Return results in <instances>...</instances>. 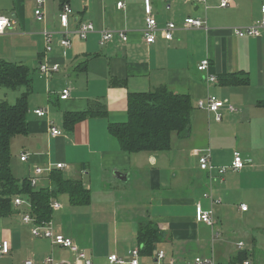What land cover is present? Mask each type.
Masks as SVG:
<instances>
[{
    "label": "crops",
    "instance_id": "1",
    "mask_svg": "<svg viewBox=\"0 0 264 264\" xmlns=\"http://www.w3.org/2000/svg\"><path fill=\"white\" fill-rule=\"evenodd\" d=\"M34 1L0 0V17L12 23L0 35V60L22 64L41 80L30 78L28 134L20 136L17 149L11 142V170L22 181L29 180L35 166L62 163L66 169L52 172L80 181L90 194L86 205L70 203L63 193L51 200L50 204L60 205L50 207L54 232L71 238L90 264H110L107 258L112 254L129 259L132 250H142L138 231L145 224L161 237L152 256L140 253L142 263L158 264L155 255L161 250L176 264H189L199 255L212 257L217 264H264V107L257 105L264 101V29L250 38L232 33L233 28L251 26L261 18L264 0H231L226 8L219 7L220 0H206L205 5L150 0L160 26L181 25L189 17L207 25L206 30H176L170 41L157 34L151 45L142 38L144 0H69L70 46H59L61 37L54 35L47 64H58L59 71L47 77L38 73L44 56L41 32L59 31L60 5L58 0H44L45 23L39 24L33 19ZM80 23L94 26L86 40L73 34ZM118 30L127 33L126 43L115 39L99 44L100 31ZM205 60L207 71L199 72L197 66ZM240 73L247 75V85L219 83L223 75ZM209 76L215 83H209ZM111 80L121 85L111 86ZM161 87L189 97L193 108L189 136L181 139L173 134L167 152L122 151L108 129L126 122L128 94ZM65 88L71 91L61 101L58 96ZM6 96L0 88V102L8 103ZM207 97L225 101L236 111L229 113L224 107L221 121L216 122L214 114L198 107V101ZM93 101L103 103L106 115L87 117L67 131L64 115L83 112ZM39 108L47 109V117L33 114ZM50 122L62 136L49 135ZM235 152L249 161L237 172L229 169ZM24 154L28 159L21 162ZM203 154H209L215 169L227 168L222 181L215 169L200 170ZM49 177L32 188L50 189ZM18 197L28 206H13L14 197L9 212L0 215V241L10 247L0 264L26 260L43 264L47 258L53 264H85L68 250L32 237L31 225L22 222L30 202ZM195 205L212 212V227L195 222ZM240 205L247 210L241 211Z\"/></svg>",
    "mask_w": 264,
    "mask_h": 264
},
{
    "label": "trees",
    "instance_id": "2",
    "mask_svg": "<svg viewBox=\"0 0 264 264\" xmlns=\"http://www.w3.org/2000/svg\"><path fill=\"white\" fill-rule=\"evenodd\" d=\"M60 7L69 0H58ZM223 86L247 85L249 79L245 73L227 74L219 77ZM120 82L111 80V86H120ZM25 88L14 104L0 102V215L9 212L12 199L25 196L30 202V215L37 223L51 219L50 202L59 194H66L72 204L86 205L90 194L80 181L66 179L58 172L50 174V189L34 190L27 179L17 180L11 170V142L14 138L28 134L27 113L31 79L29 69L22 65L0 60V88L16 90ZM264 107V101L258 102ZM192 105L186 95L173 94L165 87L151 92L129 93L127 120L122 124L109 126V133L126 153H162L170 150L171 137L183 139L190 134ZM105 106L101 101H93L80 113L64 115L65 128L71 130L74 125L87 118L105 116ZM161 233L152 225H141L138 242L142 246L140 253L152 256L155 243Z\"/></svg>",
    "mask_w": 264,
    "mask_h": 264
},
{
    "label": "built area",
    "instance_id": "3",
    "mask_svg": "<svg viewBox=\"0 0 264 264\" xmlns=\"http://www.w3.org/2000/svg\"><path fill=\"white\" fill-rule=\"evenodd\" d=\"M196 4H203L205 5L206 0H190ZM231 0H220L219 7L226 8L230 5ZM34 10H33V19L36 23L44 24L45 23V9H44V0H35L34 1ZM118 8H122V3L117 4ZM143 11H144V21L145 27L142 30V38L143 42L146 45H151L155 42L157 34H162L164 39L170 41L172 39V33L176 30H206L207 25L206 22L199 19V18H186L181 23V25H176L173 22H169L160 26L157 22L156 18L153 15L152 7L150 0H144L143 3ZM261 18L253 23L251 26L243 27V28H233L232 33L237 38H250V37H257L260 35L261 31L264 29V6L261 7ZM73 10L71 7L65 3L60 7V11L58 14V22H59V31L52 32L50 30L44 29L41 32L44 41V56L42 62L39 63L38 66V73L42 76H50L53 73H57L59 71V65L47 64V57L52 51V40L54 35H59L61 37L59 41V46L66 48L70 46V42L67 39L68 26H69V18L72 16ZM12 23L10 19L6 17H0V35H3L6 29L11 27ZM95 32L94 26L91 23H80L77 29L73 32L75 36L78 37L80 40H86V38ZM118 39L121 42H127V33L122 30L118 31H100V41L99 44L101 46L106 45L113 40ZM208 61H202L198 66L197 70L199 72L205 73L208 67ZM209 83H215V78L209 76L208 78ZM70 89L65 88L59 93V99L61 101H65L68 99L70 94ZM198 107L205 109L207 112L214 114V119L216 122L221 121V114L220 110L226 107L229 113H233L236 109L233 105L226 103L225 101H221L215 97H207L203 100L198 101ZM33 114L36 115L38 118H45L48 115L47 109H35ZM49 135L51 137H60L62 136V131L59 130L53 122L49 123ZM21 162H26L28 159V155L24 154L19 157ZM199 168L204 172H209L215 169L212 165L209 154H203L199 157ZM249 163V161L244 160L241 155L237 152L233 154V160L230 164L229 169L237 172L243 169V167ZM66 169V166L62 163L58 164H49L45 167L35 166L32 171V176L29 178V183L31 187H36L39 181L44 178L45 176H49L52 171H62ZM217 173V179L222 181V176L226 173V167H218L215 169ZM216 180V179H215ZM204 198L211 197L207 194L203 195ZM212 201V200H211ZM213 202V201H212ZM13 206L21 207V206H28V203L24 201L21 197H15L13 199ZM50 207L53 209L60 208L58 202H52ZM241 211H246L247 207L245 205L239 206ZM30 210V208H29ZM194 220L196 223L204 224L207 227H212L213 225V218L211 211H203L200 205H195V215ZM22 222L24 224L31 225V235L34 238H41L48 240L53 246L60 247L62 249L68 250L71 254L75 256L76 260H84L85 264H90L89 261L86 260L85 254L79 250L78 246L73 242V240L69 237H66L62 234H57L54 232L52 228V224L50 221L37 223L34 218L30 215V212H26L22 214ZM216 236H218L216 234ZM243 243L238 244V248H242ZM9 243L5 240L0 241V258L9 254ZM140 257V249L132 250L129 259H125L123 257H119L115 254L110 255L107 260L110 264H147L142 263L139 260ZM155 259L158 264H176L175 261L171 258H167L164 251H158L155 255ZM23 264H35L32 260H26ZM43 264H53L51 258H47ZM189 264H217L212 257L206 256H196L194 257ZM241 264H251L249 261H243Z\"/></svg>",
    "mask_w": 264,
    "mask_h": 264
},
{
    "label": "rangeland",
    "instance_id": "4",
    "mask_svg": "<svg viewBox=\"0 0 264 264\" xmlns=\"http://www.w3.org/2000/svg\"><path fill=\"white\" fill-rule=\"evenodd\" d=\"M30 68V67H29ZM29 71H30V78L31 79H33V82H36V81H41V80H37V75H34V72L32 71V70H30L29 69ZM42 85H43V82H40ZM37 85V84H36ZM3 91H6V93H7V101H8V103H10V104H14V102H15V96L17 95L18 96V93L19 92H25V88H19V89H16V90H9V89H6V88H1ZM17 96H16V98H17ZM18 139H20V137H16L13 141H12V143H13V150L14 149H17V146H18ZM18 175V174H17ZM19 176V175H18Z\"/></svg>",
    "mask_w": 264,
    "mask_h": 264
}]
</instances>
